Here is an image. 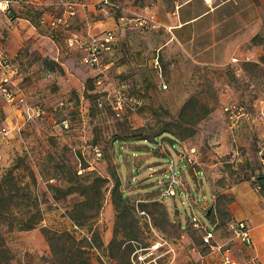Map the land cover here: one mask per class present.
I'll use <instances>...</instances> for the list:
<instances>
[{"label":"rangeland","instance_id":"374dc122","mask_svg":"<svg viewBox=\"0 0 264 264\" xmlns=\"http://www.w3.org/2000/svg\"><path fill=\"white\" fill-rule=\"evenodd\" d=\"M32 1L1 12L2 28L11 22L22 37L14 56L4 47L13 49L19 36L11 46L0 44L13 67L12 89L45 112L20 126L0 94V127L7 129L0 134V182L9 175L5 189L14 200L0 218L7 264H70L60 242L52 251L44 229L72 233L80 244L67 246L74 254L82 247L90 264H222L221 254L202 244L204 231L192 217L214 229L215 241L239 264H264L256 240L251 248L231 233L244 211L262 203L255 181L264 175V13L262 30L233 65L195 67L160 54L155 68L128 45L143 42L148 30L127 29L100 66L90 67L83 50L69 45L66 24L49 21L47 0ZM108 1L96 0L103 31L115 30L105 26L120 18H143V9L158 2ZM54 15L57 21L64 12ZM164 130L176 135L155 138ZM114 172L122 198L113 196ZM173 176L176 195L164 197ZM71 186L86 194L68 193ZM37 210L40 225L21 231V214Z\"/></svg>","mask_w":264,"mask_h":264},{"label":"crops","instance_id":"0c3cea01","mask_svg":"<svg viewBox=\"0 0 264 264\" xmlns=\"http://www.w3.org/2000/svg\"><path fill=\"white\" fill-rule=\"evenodd\" d=\"M29 1L34 4L32 0ZM46 3L51 6L49 21L53 25L55 22L63 21L66 24L64 26L68 28L69 40L74 37H94L112 31L116 36L115 47L120 31L134 30L126 23L125 18H120L118 23H109L105 26L115 30L103 31L102 10L97 9L96 0H47ZM263 5L264 0H210L209 3L204 0H158L152 7L146 6L142 13L153 22V27L148 29L143 42L131 40L128 45L143 50L141 61L151 57L150 62L157 64L155 68H158L160 54L167 57L173 55L179 60L184 58L195 67L233 65V59L239 63L240 59L236 56L244 55L245 45L262 30ZM57 9H62L64 15L63 19L56 21L54 11ZM17 21L30 24L27 18H16L15 22ZM8 26L9 29L5 30ZM12 28L11 22L8 25L5 23L4 29L2 28L0 12V44L4 39L6 46H11L13 39L19 36V41L12 46L13 49L4 47L8 56L17 54L22 40L21 34ZM38 50L43 53L42 49ZM0 51H2L1 47ZM11 108L17 114L20 126L24 125L25 109L20 106ZM260 197L262 203L257 204L255 209L251 208L252 212L244 211L241 215L242 220L238 222H245L250 228L254 242L251 248L255 246L254 240H256L259 244L257 251L264 253V198L261 195ZM243 219L255 221L253 228ZM231 256L238 262L233 250Z\"/></svg>","mask_w":264,"mask_h":264},{"label":"built area","instance_id":"2783aa9c","mask_svg":"<svg viewBox=\"0 0 264 264\" xmlns=\"http://www.w3.org/2000/svg\"><path fill=\"white\" fill-rule=\"evenodd\" d=\"M206 3H209L210 0H204ZM21 0H0V12H7L14 6L15 3H20ZM99 3L104 5L109 4L108 0H99ZM71 8L70 5H67ZM61 21V20H60ZM127 24L131 26L134 30L145 31L153 27V22L146 17L132 19L130 21H126ZM116 42V36L114 32L107 31L98 36L89 37V38H78L74 37L69 40V45L74 46L75 44L83 50L84 64L90 67H97L101 64V59L104 54L109 53L113 50V47ZM233 62L236 63L237 60L233 59ZM157 67V64L155 65ZM13 67L9 62L5 59L2 51H0V71L1 72V81H0V94L4 96L5 101L11 107L20 106L25 109L26 120L25 122L35 121L36 119L43 118L45 112L40 106H31L27 102L26 96L22 92L14 91L12 86L14 85L11 79V71ZM100 83V82H99ZM165 87V86H164ZM116 111L121 110L122 106L118 103V106L115 107ZM236 109L235 106L230 110ZM119 115V112H118ZM64 123V127L67 128L66 122ZM7 129L0 127V134L6 133ZM96 156L101 157V152L97 149ZM180 185L179 181L173 176L169 181V185L165 188L162 196H175L176 188ZM192 224L195 228H201L204 231L202 244L204 246L209 247L212 251H216L221 254L222 264H238L236 260H234L231 256V251L229 248H224L223 244H219L215 241V231L213 229L210 230L207 226L202 224L197 217H192ZM231 233L234 239L243 243L246 246H253L254 242L251 236V230L245 222H236L231 226Z\"/></svg>","mask_w":264,"mask_h":264},{"label":"trees","instance_id":"16d2710c","mask_svg":"<svg viewBox=\"0 0 264 264\" xmlns=\"http://www.w3.org/2000/svg\"><path fill=\"white\" fill-rule=\"evenodd\" d=\"M27 102H28V100H27ZM28 104H29V102H28ZM31 106H33V105H31ZM162 134H168V135H172V136L176 135L171 130H164L163 133L157 134L155 136V138L162 135ZM135 139H137V138H133V140H135ZM140 140L149 141L148 138H140ZM7 177H9V175ZM7 177L4 178L2 180V182H0V218H2V221L5 220L6 215H7V214H5V207L9 206L14 201L13 197H10L6 193L5 187L7 185V179H8ZM113 178H114V182H115V186L113 189V196L117 197V198H122L123 194L119 188L120 187V177L116 172H114ZM8 182H11V181H8ZM255 183L261 189L260 195L264 198V175H259L256 178ZM67 192L68 193L80 192L82 195L86 194L85 190L82 187H77V186H71L70 188H68ZM93 192H94V196L98 197L99 190L95 189V190H93ZM1 206H2V209H1ZM1 211H2V213H1ZM29 214L30 213L21 214V220H19V222H18L20 225L19 229L21 231L33 230L36 227H38L42 221L40 210H37L34 215H29ZM72 219L77 220L78 217L72 216ZM44 232H45L46 239H47L49 246L52 249V251L53 250L55 251L56 244L58 242H60L63 245V248L61 247V249H62L64 254H67L64 256V259H67L70 264H90L87 260H85L83 258V255H82L83 252L81 250L82 247H78L77 250L75 251L76 253L74 254L72 246H67L68 241L76 242V238L72 233H70V232H52L49 229H44ZM76 243H77V245L80 244V242L79 243L76 242ZM76 243H74L73 245H75ZM1 255H2V260H0V263L7 264L11 258L9 256V250L4 244V238H3V236H1V233H0V256Z\"/></svg>","mask_w":264,"mask_h":264}]
</instances>
